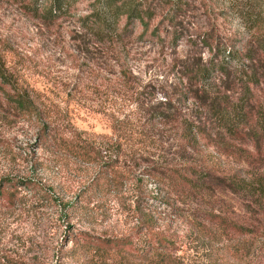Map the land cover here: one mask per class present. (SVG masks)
Listing matches in <instances>:
<instances>
[{"label":"rangeland","instance_id":"374dc122","mask_svg":"<svg viewBox=\"0 0 264 264\" xmlns=\"http://www.w3.org/2000/svg\"><path fill=\"white\" fill-rule=\"evenodd\" d=\"M175 1L181 6L177 21L186 33L177 48L169 40L161 43L149 35L140 38L138 28L136 36L116 54L108 45L84 46L74 19L46 24L28 13L20 0H0V53L42 112L41 120H21L0 91V174L25 177L35 157L44 162L38 175L46 187L66 194V199L74 197L88 187L98 167L74 172L73 160H67L63 150L52 152L46 147V124L71 125L97 137L112 135L110 117H119L129 120L130 129L127 138L121 140L117 162L123 180L109 189L88 188L83 196L85 203L90 202L87 211L71 212L69 219L62 214L61 219L59 206L7 208L0 204V256L5 251L11 253L13 259L8 264L67 261L61 257V250L70 248L71 233L81 230L91 234L132 233L137 226L134 212L138 202L153 211L161 228L180 235L183 242L179 253L186 264H209L215 253L232 247L237 238L217 231L211 213L251 221L243 201L230 191L217 188L194 195L171 180L172 168L189 157L181 155L178 126L159 122L155 129L148 120L146 109L169 98L183 113L193 114L192 99L179 103L176 97L186 84V79L180 78L182 60L188 56L206 59L209 53L191 48L189 36L195 38L199 32L213 30L234 38L242 28L234 12L237 8L228 10L225 0ZM165 28L163 23V35ZM124 70L131 75L124 76ZM198 147L189 149L192 160L213 159L225 172L244 164L247 153L242 148L254 151L248 140L219 146L203 139ZM141 193L150 196L142 198ZM202 225L208 230L200 228ZM261 247L253 253L255 263L264 260Z\"/></svg>","mask_w":264,"mask_h":264},{"label":"trees","instance_id":"16d2710c","mask_svg":"<svg viewBox=\"0 0 264 264\" xmlns=\"http://www.w3.org/2000/svg\"><path fill=\"white\" fill-rule=\"evenodd\" d=\"M20 1L28 13L46 24L74 19L84 46L108 45L116 54L120 46L136 36L138 28H141L140 38L149 35L161 43L169 40L173 48H177L186 34L177 21L181 6L175 0ZM225 4L228 10L237 8L234 12L242 27L238 37L222 36L213 30L188 37L191 48L207 49L209 53L206 59L188 56L182 60L180 78L186 79V84L176 97L179 103L185 98L192 99L193 114L183 113L171 98L147 108L146 114L155 129L159 122L175 123L180 133L181 155H189L184 164L172 168L171 180L194 195L214 192L217 188L228 190L243 201L246 213L251 216V221L239 222L220 214L209 215L214 216L217 231L237 236L232 247L215 253L209 264H230L232 260L233 264H264V260L253 261V253L260 245L264 257V0H225ZM157 18H160L158 22ZM163 23L167 24L164 35ZM123 75L130 76L131 72L124 70ZM0 91L17 118L41 120L42 112L30 90L9 71L1 53ZM110 119L112 135L95 137L71 125L46 124L43 129L48 150H63V156L73 160L74 172L98 167L88 187L66 199V194L46 187L38 175L44 162L34 157L30 173L25 177L0 174V204L7 208L59 206L61 219L62 214L69 219L71 212L87 211L90 202L85 203L83 196L88 188L109 189L123 180L117 162L123 146L121 140L130 131L129 120ZM203 139L219 146L248 140L254 151L242 148L247 153L244 164L225 172L213 159L192 160L189 149H198ZM134 216L137 226L126 235L91 234L87 230L71 233L68 242L72 246L62 248L60 253L67 261L58 264H186L179 253L183 240L176 231L161 228L153 211L140 207L139 202ZM200 228L208 230L206 225ZM7 252L0 256L2 264L13 259Z\"/></svg>","mask_w":264,"mask_h":264}]
</instances>
